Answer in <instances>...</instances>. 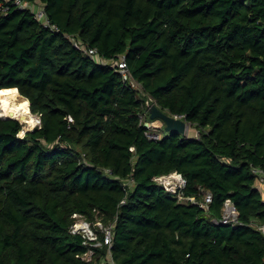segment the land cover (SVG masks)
Returning <instances> with one entry per match:
<instances>
[{
    "label": "trees",
    "instance_id": "trees-1",
    "mask_svg": "<svg viewBox=\"0 0 264 264\" xmlns=\"http://www.w3.org/2000/svg\"><path fill=\"white\" fill-rule=\"evenodd\" d=\"M24 1L47 21L0 0V100L41 124L0 115V264H93L70 227L97 211L119 264H264V0ZM147 102L199 135L149 138ZM174 171L208 212L153 179ZM229 197L236 227L213 221Z\"/></svg>",
    "mask_w": 264,
    "mask_h": 264
},
{
    "label": "built area",
    "instance_id": "built-area-1",
    "mask_svg": "<svg viewBox=\"0 0 264 264\" xmlns=\"http://www.w3.org/2000/svg\"><path fill=\"white\" fill-rule=\"evenodd\" d=\"M15 4L23 8H31L39 20L47 21L43 3L34 4L24 0H15ZM75 45L90 56L97 58L96 48H86L85 45L78 42H75ZM116 64L118 65L119 71L124 76V79L130 80L134 86V80L130 75L125 58L119 62L117 61ZM145 125L148 128L147 136L149 138H160V134L153 131L150 123H145ZM252 171L256 175V186L259 188V186L264 185V169L253 167ZM153 179L159 182L168 192L177 196L180 201L197 204L207 212L210 210V204L213 201L212 192L206 191L203 194V199L196 196H186L184 194V189L187 185V179L182 173L174 171L168 174L155 176ZM73 218L74 221L71 224L70 231L73 234L81 235L83 244L86 246V250L78 256L86 262H93V264H119L113 258L114 223H106L103 221L99 216V211L96 212V216L93 220L88 219L80 213L73 214ZM213 221L217 224L230 225L231 227L242 224L238 207L232 198L229 197L225 199L221 215L217 218H213ZM251 225L264 234V224L252 222ZM103 248H105L106 251L104 255L99 252V250Z\"/></svg>",
    "mask_w": 264,
    "mask_h": 264
},
{
    "label": "bare ground",
    "instance_id": "bare-ground-1",
    "mask_svg": "<svg viewBox=\"0 0 264 264\" xmlns=\"http://www.w3.org/2000/svg\"><path fill=\"white\" fill-rule=\"evenodd\" d=\"M15 96L13 100L7 97H3L0 100V115L4 118L10 116L18 117L27 124L26 127L28 128L34 126L38 119L30 111L29 100L20 93H17Z\"/></svg>",
    "mask_w": 264,
    "mask_h": 264
},
{
    "label": "water",
    "instance_id": "water-1",
    "mask_svg": "<svg viewBox=\"0 0 264 264\" xmlns=\"http://www.w3.org/2000/svg\"><path fill=\"white\" fill-rule=\"evenodd\" d=\"M147 106H148V110L150 112V118L152 120L161 119L165 124V130L166 131L177 132L180 134H186L187 128H188V124H187L186 119H183L181 117H177L175 115H172V114L165 112L155 102H147ZM7 118H16L21 123H23V130H22V131H24L23 134L28 130L34 129V128H27L26 127L27 124L25 122H23L18 117L10 116Z\"/></svg>",
    "mask_w": 264,
    "mask_h": 264
},
{
    "label": "rangeland",
    "instance_id": "rangeland-1",
    "mask_svg": "<svg viewBox=\"0 0 264 264\" xmlns=\"http://www.w3.org/2000/svg\"><path fill=\"white\" fill-rule=\"evenodd\" d=\"M40 2H36V4H39ZM134 82V86L136 87V88H140V85L139 84H137L135 81H133ZM18 93H19V91H18ZM16 97V96H15ZM15 97L14 98H12V99H10V100H13V99H15ZM3 98V96L1 97V99ZM10 103H12V102H10ZM36 116V118L38 119L37 121H36V123H35V125L34 126H32V127H29V128H35L37 125H40L41 124V120H40V118L37 116V115H35ZM24 122V121H23ZM163 121L161 120V119H156V120H154V121H152L151 123H150V126H152V128H153V130H156V132H159L160 134H162V135H164V134H166V133H169L168 131H166L165 130V126L163 127ZM188 124V128H187V132H186V135H188V136H193V137H197L198 135H199V131L197 130V128L196 127H194V126H192L190 123H187ZM28 128V127H27ZM259 191L262 193V195L264 196V185H261V186H259Z\"/></svg>",
    "mask_w": 264,
    "mask_h": 264
},
{
    "label": "crops",
    "instance_id": "crops-1",
    "mask_svg": "<svg viewBox=\"0 0 264 264\" xmlns=\"http://www.w3.org/2000/svg\"><path fill=\"white\" fill-rule=\"evenodd\" d=\"M264 197V196H263Z\"/></svg>",
    "mask_w": 264,
    "mask_h": 264
}]
</instances>
